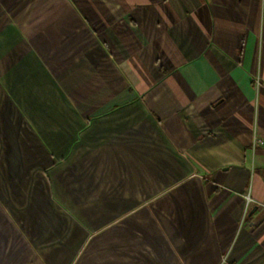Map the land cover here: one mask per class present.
Masks as SVG:
<instances>
[{
    "label": "crops",
    "instance_id": "crops-1",
    "mask_svg": "<svg viewBox=\"0 0 264 264\" xmlns=\"http://www.w3.org/2000/svg\"><path fill=\"white\" fill-rule=\"evenodd\" d=\"M0 264H264V0H0Z\"/></svg>",
    "mask_w": 264,
    "mask_h": 264
},
{
    "label": "built area",
    "instance_id": "built-area-1",
    "mask_svg": "<svg viewBox=\"0 0 264 264\" xmlns=\"http://www.w3.org/2000/svg\"><path fill=\"white\" fill-rule=\"evenodd\" d=\"M252 202V199L250 197V195L247 197V204H246V208L248 209L250 207V204Z\"/></svg>",
    "mask_w": 264,
    "mask_h": 264
}]
</instances>
